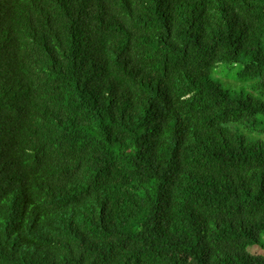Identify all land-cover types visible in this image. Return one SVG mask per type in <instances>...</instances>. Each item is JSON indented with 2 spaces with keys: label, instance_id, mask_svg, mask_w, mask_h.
<instances>
[{
  "label": "trees",
  "instance_id": "obj_1",
  "mask_svg": "<svg viewBox=\"0 0 264 264\" xmlns=\"http://www.w3.org/2000/svg\"><path fill=\"white\" fill-rule=\"evenodd\" d=\"M252 245L264 0H0V264H264Z\"/></svg>",
  "mask_w": 264,
  "mask_h": 264
},
{
  "label": "rangeland",
  "instance_id": "obj_2",
  "mask_svg": "<svg viewBox=\"0 0 264 264\" xmlns=\"http://www.w3.org/2000/svg\"><path fill=\"white\" fill-rule=\"evenodd\" d=\"M223 68H226L227 69L226 72H223V75L225 76V79H224V81L223 80L222 81L225 82V81H227L226 80L227 77L228 76H231V71L227 67H223ZM232 75H233V73H232ZM249 251L252 252V253H259V254L264 255V247L261 248L258 245H252V246H250L249 247Z\"/></svg>",
  "mask_w": 264,
  "mask_h": 264
}]
</instances>
